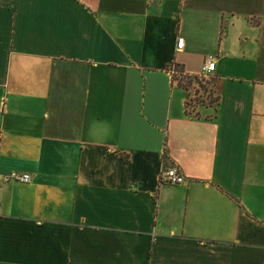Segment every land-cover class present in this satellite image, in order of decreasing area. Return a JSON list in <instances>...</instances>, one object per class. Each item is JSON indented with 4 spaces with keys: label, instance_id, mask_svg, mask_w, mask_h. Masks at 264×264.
Returning <instances> with one entry per match:
<instances>
[{
    "label": "crops",
    "instance_id": "crops-1",
    "mask_svg": "<svg viewBox=\"0 0 264 264\" xmlns=\"http://www.w3.org/2000/svg\"><path fill=\"white\" fill-rule=\"evenodd\" d=\"M210 56L190 116L169 69ZM13 172L0 264H264V0H0Z\"/></svg>",
    "mask_w": 264,
    "mask_h": 264
},
{
    "label": "built area",
    "instance_id": "built-area-1",
    "mask_svg": "<svg viewBox=\"0 0 264 264\" xmlns=\"http://www.w3.org/2000/svg\"><path fill=\"white\" fill-rule=\"evenodd\" d=\"M177 51L183 50L185 47L184 38H178ZM217 68V59L213 56L207 58L203 68L201 77L210 78L212 73L216 71ZM169 73L176 83H179L180 78L185 77L186 75L181 71V69L173 65L169 69ZM33 178L28 174H22L19 172H13L8 175L0 174V185L4 182H18L21 184H30ZM186 182L185 177L179 172L176 167L169 168L165 170L161 175V183L166 185L178 186Z\"/></svg>",
    "mask_w": 264,
    "mask_h": 264
},
{
    "label": "rangeland",
    "instance_id": "rangeland-1",
    "mask_svg": "<svg viewBox=\"0 0 264 264\" xmlns=\"http://www.w3.org/2000/svg\"><path fill=\"white\" fill-rule=\"evenodd\" d=\"M187 83L188 86H186ZM186 84H183V86L185 88L187 87L189 91L191 90V99H192L191 101H193L189 107L190 113L196 116L198 115L197 114L198 109H196L197 105L211 103L212 99H215L212 89V79L211 77L206 78L200 76L197 80H193V79L192 81L191 79L187 80Z\"/></svg>",
    "mask_w": 264,
    "mask_h": 264
},
{
    "label": "trees",
    "instance_id": "trees-1",
    "mask_svg": "<svg viewBox=\"0 0 264 264\" xmlns=\"http://www.w3.org/2000/svg\"><path fill=\"white\" fill-rule=\"evenodd\" d=\"M182 71V70H181ZM199 77H187V76H185V77H183V78H180V80H179V84H180V87L183 89V90H185L187 93H188V101H187V104H186V109H187V113L190 115V116H195V115H192L191 113H190V109H189V107H190V104L193 102V101H191L192 99H191V90L189 91V89H187V87L185 88L184 86H183V84H186V81L187 80H190L191 79V81H192V79L193 80H197ZM182 82H183V84H182ZM186 86H188V83L186 84ZM189 87H190V85H189ZM214 93V92H213ZM215 96V95H214ZM219 103V98H217V97H215V99H212V101H211V103H207L208 105H216V104H218ZM201 105H206V104H201ZM200 105H197V107H196V109L199 107ZM193 109H194V107H193ZM196 116H198V115H196Z\"/></svg>",
    "mask_w": 264,
    "mask_h": 264
}]
</instances>
